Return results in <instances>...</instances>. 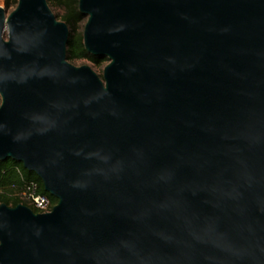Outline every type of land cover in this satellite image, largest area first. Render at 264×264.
Segmentation results:
<instances>
[{"label":"water","instance_id":"obj_1","mask_svg":"<svg viewBox=\"0 0 264 264\" xmlns=\"http://www.w3.org/2000/svg\"><path fill=\"white\" fill-rule=\"evenodd\" d=\"M0 6V161L58 200L0 204V264H264V0Z\"/></svg>","mask_w":264,"mask_h":264},{"label":"trees","instance_id":"obj_2","mask_svg":"<svg viewBox=\"0 0 264 264\" xmlns=\"http://www.w3.org/2000/svg\"><path fill=\"white\" fill-rule=\"evenodd\" d=\"M51 8L58 10L55 14L60 21L65 22L70 29V37L67 48V59L73 63L79 60L88 61L94 65L109 62L107 58L96 57L89 54L83 41V30L87 18L79 11V0H48ZM18 0H4V8L8 11L15 9ZM60 17V18H59ZM102 77V76H101ZM35 182L38 184V191L47 195L53 206L57 205L58 200L47 193L44 189L42 180L32 172L26 170L21 163L13 160L0 161V204L6 203L10 207L20 204L28 206L34 212L39 213L32 203L23 197L27 187Z\"/></svg>","mask_w":264,"mask_h":264},{"label":"built area","instance_id":"obj_3","mask_svg":"<svg viewBox=\"0 0 264 264\" xmlns=\"http://www.w3.org/2000/svg\"><path fill=\"white\" fill-rule=\"evenodd\" d=\"M23 197L30 201L34 208L39 211V213H49L53 209V204L47 195L41 194L38 191V184L32 182L28 187L26 192H24Z\"/></svg>","mask_w":264,"mask_h":264},{"label":"rangeland","instance_id":"obj_4","mask_svg":"<svg viewBox=\"0 0 264 264\" xmlns=\"http://www.w3.org/2000/svg\"><path fill=\"white\" fill-rule=\"evenodd\" d=\"M0 6L1 7H4V0H0ZM13 11V9H10L8 10L7 12L8 13H11ZM55 14H59V11L54 9L53 10ZM60 18V17H59ZM72 64L80 67V66H83V65H88L90 66L97 74H99L100 76H103V71L105 69V67L109 64V62H105L103 64H100V65H94L88 61H85V60H79V61H76V62H73ZM0 106H1V99H0Z\"/></svg>","mask_w":264,"mask_h":264}]
</instances>
